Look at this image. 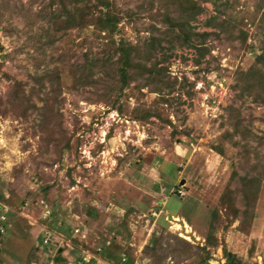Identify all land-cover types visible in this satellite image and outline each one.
<instances>
[{"label": "rangeland", "instance_id": "obj_1", "mask_svg": "<svg viewBox=\"0 0 264 264\" xmlns=\"http://www.w3.org/2000/svg\"><path fill=\"white\" fill-rule=\"evenodd\" d=\"M7 1L0 14V264H51L60 248L61 264H78L83 255L108 264L95 254L103 245L125 252L133 264H147L142 249L159 234L200 246L214 235L244 264H264V180L252 216L238 192L239 177L264 169V100L255 99L257 89L248 93L239 84L264 56V0H200L194 32L220 36L205 41L209 52L202 57L193 47L177 46L160 63L166 74L148 80L163 98L149 87L128 91L123 114L98 101L91 86L76 87L66 67L59 66L53 86L44 78L47 66L61 64L49 62L54 56L65 54L67 63L109 52L104 33L74 28L45 46L39 33L47 24L35 14L48 0ZM110 1L120 17L116 42L135 44L163 25L159 0ZM10 9L20 11L13 18ZM213 16H231L246 40L232 41L206 25ZM108 70L103 76L111 81L116 71ZM17 82L30 101L13 98ZM150 107L160 115L147 118ZM42 119L51 120L56 145L40 128ZM237 208L242 215L234 219ZM46 231L63 241L55 236L44 244ZM211 251L210 264L225 262L221 246ZM174 262L167 257L165 264Z\"/></svg>", "mask_w": 264, "mask_h": 264}, {"label": "trees", "instance_id": "obj_2", "mask_svg": "<svg viewBox=\"0 0 264 264\" xmlns=\"http://www.w3.org/2000/svg\"><path fill=\"white\" fill-rule=\"evenodd\" d=\"M199 1L200 0H159L158 12L163 15V25L159 28L154 25L151 30L148 29L149 35L142 37L135 44H131L122 38H120L118 42L112 38L117 31L120 17L114 10L113 3L110 0H48L47 3L44 2L45 4L35 14L36 18H38L37 22L47 24L41 26L42 30L39 33L43 36V44L45 46L55 45L56 41L61 40V33L67 30L92 26L97 29L99 34L104 33L107 44L112 47L113 50L110 49L109 52L103 54L94 53L91 57L89 53H86L84 54L83 60L77 62H70L68 60L66 63L65 54H61L57 58L56 56L53 58L51 57L52 59L49 62L57 63L59 61L61 64H54L52 68H49L46 64L47 68L44 71V78L53 86L55 84L54 80L60 75V67H66L74 78L76 87L84 89L87 86H91L93 93L96 95L95 98H98V101L109 102L113 108L120 114H123L127 110L125 107L128 106L122 100L128 98V91L135 90L140 93L142 88L149 87V79L154 77L162 78V76L166 74L168 68L165 65L160 66V63L166 62L177 46L193 47L197 50L199 57H202L209 52V47L204 46L205 41L211 35L220 36L216 33L194 32L191 21L195 20L196 16L203 11ZM0 2L1 14L3 8H5V3L9 4V2L7 0H1ZM54 3L57 4V7H53ZM153 4L154 3H152V5ZM221 7L225 8L224 5H221ZM217 10L220 9L217 8ZM19 11L20 9L17 12L16 10L10 9V14L14 18L15 16L12 14L16 13L17 15ZM206 25L218 27L223 36L224 33L225 36L230 34L232 36V41L236 39L243 43L246 40V33L242 32L232 21L231 16L225 19L219 16H213L207 20ZM195 39H198V43L194 42ZM199 60V58L196 59V62L199 63ZM260 65L264 66V56H259L256 59V63L253 65V69L242 74L239 84L242 90L244 88V91L248 93L257 89L258 92L254 93L255 99L259 98L263 101L264 72L259 68ZM110 66H113L116 71L115 77L112 78L111 81H109L110 79L106 80L104 77L108 76L107 74ZM100 72L102 75H99ZM40 81L44 84L43 79ZM132 83H134V85H131ZM13 89V98L20 99V97H22L25 101H30V99L24 97L23 83L17 82ZM149 89L150 92L157 93L162 97L157 87H149ZM33 92L37 93L35 89H32V94ZM19 94H21L20 97L17 96ZM29 95L31 96V94ZM162 98L161 102L163 100ZM44 108H50V110H52L53 105L46 104ZM231 114L233 115V113ZM159 115L156 109L150 107L147 110L146 117L149 118ZM50 116L51 114L47 113L44 115V117ZM232 120L234 119L232 118ZM39 124L43 131L49 133L47 140L53 141L55 143L54 145H56L57 142L55 141H58V139L57 134L53 133L51 120L44 121L42 119ZM52 133L55 137H53ZM66 146L67 148L69 147L68 144H66ZM58 150V157H61L64 147L62 146ZM237 176L238 175H236V177ZM262 180H264V169L260 171V174H252L248 171L243 176L239 177L241 187L238 192L240 193L239 195L242 196L241 199L244 202V213L249 216L252 214L259 192V184ZM179 186L178 184L177 187ZM232 194L234 193H231V195ZM0 198H2L1 195ZM51 213L49 216L53 214ZM241 213L242 211L237 208L233 218H239L242 215ZM87 216L97 217V214L88 211ZM242 217L245 222L246 216ZM217 219V213L213 214L210 230L213 231L216 227ZM60 224L64 225L63 222ZM162 227L164 229V225ZM44 236L45 233L41 238L42 242ZM218 246H221L223 251V257L225 259L223 264H244L240 256L229 251L226 245L220 243L214 235H208L205 238L204 244L200 246L193 245L178 236L169 234L166 237L163 234H159L153 237L151 244L144 245L142 255L148 259L149 263L147 264H165L167 257L175 259L174 264H180L182 262L185 264H210L212 259L211 248ZM62 250L63 249L60 248L54 256V264L66 262L64 258L61 257ZM97 253L110 264H133L129 261L125 252L121 256V252L112 249L111 245H103L97 250ZM124 254L126 256L125 262L122 261ZM79 261L81 264L84 263L81 257Z\"/></svg>", "mask_w": 264, "mask_h": 264}, {"label": "built area", "instance_id": "obj_3", "mask_svg": "<svg viewBox=\"0 0 264 264\" xmlns=\"http://www.w3.org/2000/svg\"><path fill=\"white\" fill-rule=\"evenodd\" d=\"M177 193H178V195H180V196H184V195H185V193H184V191H183L182 189H178V190H177ZM173 219H175V218H173ZM73 231H74L75 234H77V232L79 231V229L74 228ZM55 236L58 237L61 241H63V239H61V238H62L61 235L58 236V235H56L55 233H52L51 231H46V232H45L44 239H43V243H44V244H48V243L52 242V239H53V237H55ZM83 238H84V236H83ZM83 254H84V252H83ZM95 254L98 255L97 252H96ZM82 261H83V262H91V261H92L91 263H93V258H92V257H89V255H88L87 257H84V255H83V256H82ZM122 261H123V262L126 261L125 256H123ZM51 264H53V261H51ZM93 264H94V263H93Z\"/></svg>", "mask_w": 264, "mask_h": 264}, {"label": "crops", "instance_id": "obj_4", "mask_svg": "<svg viewBox=\"0 0 264 264\" xmlns=\"http://www.w3.org/2000/svg\"><path fill=\"white\" fill-rule=\"evenodd\" d=\"M81 259H82V257H81ZM80 260V259H79ZM78 260V264H81V262ZM108 264H110L109 262H107ZM82 264H84V263H82Z\"/></svg>", "mask_w": 264, "mask_h": 264}]
</instances>
